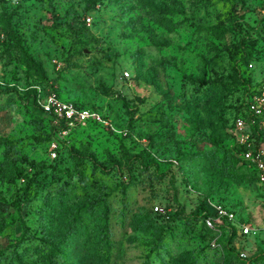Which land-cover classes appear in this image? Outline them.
I'll list each match as a JSON object with an SVG mask.
<instances>
[{
	"label": "rangeland",
	"instance_id": "374dc122",
	"mask_svg": "<svg viewBox=\"0 0 264 264\" xmlns=\"http://www.w3.org/2000/svg\"><path fill=\"white\" fill-rule=\"evenodd\" d=\"M262 79L264 0H0V264H264L230 127Z\"/></svg>",
	"mask_w": 264,
	"mask_h": 264
},
{
	"label": "built area",
	"instance_id": "2783aa9c",
	"mask_svg": "<svg viewBox=\"0 0 264 264\" xmlns=\"http://www.w3.org/2000/svg\"><path fill=\"white\" fill-rule=\"evenodd\" d=\"M251 66V65H249ZM240 114L232 121L235 144L244 147L241 158L249 163L255 170L256 179L260 186L264 187V79L256 82L245 92ZM43 111L65 122L71 128L85 126L89 122H97L100 117L97 113L85 108H78L74 104L60 100L55 94H50L42 105ZM155 207V211H159ZM204 219L206 228L213 229L214 221L234 219L233 213L222 207L214 206ZM244 235L249 234V227H240ZM240 256L244 257V255Z\"/></svg>",
	"mask_w": 264,
	"mask_h": 264
},
{
	"label": "trees",
	"instance_id": "16d2710c",
	"mask_svg": "<svg viewBox=\"0 0 264 264\" xmlns=\"http://www.w3.org/2000/svg\"><path fill=\"white\" fill-rule=\"evenodd\" d=\"M244 91H242L241 92V96L239 97V100H238V103H237V105L235 106V109H236V111H235V113H234V115H233V118H232V120H231V123H230V127L232 126V121L234 120V118L237 116V115H239L240 114V111H241V109H242V107H243V105H240L239 104V102L242 100V97L244 96V94H245V92H247L248 91V89L250 88V87H252V86H250L248 83H246V84H244ZM45 113V112H44ZM45 114H47V113H45ZM47 115H49V114H47ZM51 116H53V115H51ZM54 117V116H53ZM62 121V120H61ZM63 122V124L64 125H66L65 124V122L64 121H62ZM232 128V127H231ZM233 149H234V154H235V157L237 158V160H238V162L240 163V165H241V167H243L244 168V170L253 178V180L258 184V182H257V179H256V173H255V170L252 168V166L251 165H249V163L247 162V161H245V160H243L242 158H241V154H242V152L245 150L244 149V147H242V146H238L237 144H235L234 143V146H233ZM237 182L238 183H240L241 182V180L240 179H238L237 180ZM232 213H233V210L232 209H229ZM207 215H209V213L207 212V211H200V216L198 217L199 218V220H201V224H202V226H203V228H205V230H207V231H211V229H209V228H206L205 227V224H204V219L207 217ZM225 222H226V228L227 229H230L231 230V235H230V239L235 235V232H236V224H234V223H231L232 225H230V223H227V221L226 220H224ZM240 236H242V237H244V236H246V235H244L243 233H242V231H241V229H240ZM218 243H219V241H217ZM226 251H230L231 253H235V254H237V255H239L240 256V254L238 253V251H235V249L234 248H232V247H230L229 245H228V247L226 248V250H225V252ZM223 252V251H222ZM222 255H223V253H222ZM240 260H241V262H242V264H249V258H242V257H240Z\"/></svg>",
	"mask_w": 264,
	"mask_h": 264
}]
</instances>
